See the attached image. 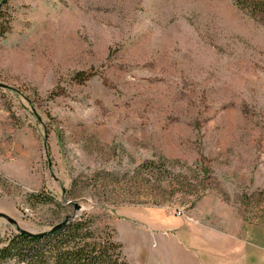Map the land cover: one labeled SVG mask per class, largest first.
I'll use <instances>...</instances> for the list:
<instances>
[{
    "label": "rangeland",
    "instance_id": "rangeland-1",
    "mask_svg": "<svg viewBox=\"0 0 264 264\" xmlns=\"http://www.w3.org/2000/svg\"><path fill=\"white\" fill-rule=\"evenodd\" d=\"M134 212L195 231L221 213L264 245V16L233 0H0V213L32 233L87 213L130 264L152 246L165 262L145 238L135 258ZM15 232L0 217V240Z\"/></svg>",
    "mask_w": 264,
    "mask_h": 264
},
{
    "label": "trees",
    "instance_id": "trees-1",
    "mask_svg": "<svg viewBox=\"0 0 264 264\" xmlns=\"http://www.w3.org/2000/svg\"><path fill=\"white\" fill-rule=\"evenodd\" d=\"M250 15L264 16V0H233ZM37 203H56L45 194H31ZM193 204V203H192ZM0 264H130L123 245L96 217L87 213L68 219L54 231L15 232L0 240Z\"/></svg>",
    "mask_w": 264,
    "mask_h": 264
},
{
    "label": "crops",
    "instance_id": "crops-1",
    "mask_svg": "<svg viewBox=\"0 0 264 264\" xmlns=\"http://www.w3.org/2000/svg\"><path fill=\"white\" fill-rule=\"evenodd\" d=\"M222 213L228 217L226 212ZM221 215L223 214L216 213V231L199 230L200 228L195 231L191 225L182 226V222L176 218L162 219L161 222H157V218L146 219L144 215L134 212L129 220L144 224V229L140 230L141 233L132 231L131 238L133 240L127 237L128 245L131 248L130 242H137V253H139L138 255L134 253L137 259L138 256L143 257L142 239L145 238L147 243L154 242L156 251L159 253L161 249L162 252L160 253L163 256L166 255L165 262L158 261V264H264V245L253 238L255 236L253 230L248 231L246 228H241L240 233H238L236 225L233 224L231 229L230 223L226 224V220H221L223 218ZM217 221L220 222L218 226ZM179 227L183 228L179 229ZM209 238H212L211 241ZM121 240L124 249H126L127 244L124 238ZM163 240L170 243L166 254L164 253V246L161 245ZM178 242L183 246L179 245ZM153 249L154 246L149 248L151 263L147 264H153L155 259Z\"/></svg>",
    "mask_w": 264,
    "mask_h": 264
},
{
    "label": "water",
    "instance_id": "water-1",
    "mask_svg": "<svg viewBox=\"0 0 264 264\" xmlns=\"http://www.w3.org/2000/svg\"><path fill=\"white\" fill-rule=\"evenodd\" d=\"M75 209H76V210H79V209H80V205L76 204V205H75ZM0 217H4V218H6L9 222L15 224V225H16V228H17V232H29V231H27V230H24V229L20 228L19 225H18V223H17L14 219H12L11 217H9L8 215H6V214H4V213H0ZM67 221H68V218H66L64 221H62V222L56 224L55 226H53V227L51 228V230L54 231V230H56V229H59V228L63 227V226L67 223ZM30 233H31V232H30Z\"/></svg>",
    "mask_w": 264,
    "mask_h": 264
},
{
    "label": "built area",
    "instance_id": "built-area-1",
    "mask_svg": "<svg viewBox=\"0 0 264 264\" xmlns=\"http://www.w3.org/2000/svg\"><path fill=\"white\" fill-rule=\"evenodd\" d=\"M177 213H178V215H181V214H182V212H181L180 210H178V212H177Z\"/></svg>",
    "mask_w": 264,
    "mask_h": 264
}]
</instances>
